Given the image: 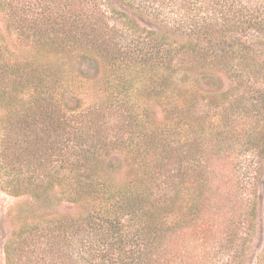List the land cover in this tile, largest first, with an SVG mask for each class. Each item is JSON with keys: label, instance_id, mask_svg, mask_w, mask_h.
Listing matches in <instances>:
<instances>
[{"label": "trees", "instance_id": "1", "mask_svg": "<svg viewBox=\"0 0 264 264\" xmlns=\"http://www.w3.org/2000/svg\"><path fill=\"white\" fill-rule=\"evenodd\" d=\"M119 1L156 29H140L109 0H0V190L30 198L16 208L5 264H229L210 263L208 253L177 262L169 246L182 238L194 256L216 217L255 213L243 176L256 163L224 154L221 120L209 123L197 151L207 161L193 154L190 132L232 89L264 112V0ZM75 56L104 69L109 98L77 113L62 102L61 68ZM220 72L233 88L218 95L211 86ZM252 125L243 134L256 132ZM254 132L262 147L264 127ZM114 153L139 160L135 178L114 177L105 165ZM62 201L79 212L55 210ZM186 202L189 215L180 217L189 218V236L175 229L173 240L171 208ZM23 208L31 215L21 217Z\"/></svg>", "mask_w": 264, "mask_h": 264}, {"label": "rangeland", "instance_id": "2", "mask_svg": "<svg viewBox=\"0 0 264 264\" xmlns=\"http://www.w3.org/2000/svg\"><path fill=\"white\" fill-rule=\"evenodd\" d=\"M112 6L119 10L125 12L131 19H135L137 24L140 25L142 30H154L156 29L157 23L152 21L149 17H142L137 14V11L130 10L125 6L121 5L119 0H109ZM120 2V3H119ZM156 25V26H155ZM0 30L5 32V20L0 14ZM251 67V66H250ZM253 72H249L254 77V72L258 71V67L253 66ZM62 74L66 75L67 78V88L64 96L62 97V102L69 101L72 105V109L75 110V113L83 110L85 106L97 105L98 102L109 100L105 94L101 92V79L105 75L104 69H101L99 65H94L93 62L84 57H71L64 61V65L61 68ZM108 73V71H106ZM251 76V77H252ZM217 85L211 89H214L218 95H221L225 91L233 88L232 83L223 73H217ZM196 86H199L198 83ZM200 86L205 87L200 84ZM208 88V87H206ZM204 88V89H206ZM238 89V88H237ZM237 89H232L234 95L237 93ZM229 96L227 102H219L216 108L209 109L208 118H205L204 124L202 126L196 125L192 136L196 141L191 139V142L194 144V155L202 160H206L208 156L204 155V152H197L204 143H206L207 131L209 123L217 124L219 120L222 122V128L225 129L227 134L224 132V137H221L220 147L222 148L225 155L229 153L234 154L235 158L238 161H241L244 165H250L252 162H255V171H249L244 173L243 180L246 182L245 185L249 189H252L256 197V208L253 216L245 214L238 221H233L231 217L239 214L238 210L228 211L229 217L226 215L216 217L213 221V229L207 232L209 237L207 243L200 244L197 248L193 250L194 256L191 251L186 253L185 248L181 247V239H178L177 242H171L169 246L173 251V255H176L174 258L175 261L179 262V255H188L192 260L194 257H199V253L203 255L204 253L209 254L208 261L210 263L215 258H222L221 260H231L229 264H256L257 258L262 253L264 249V141L262 142V147L256 146L251 135L253 132L250 131L249 134H243L244 131H247L246 128L250 127L251 123L257 125L258 128L255 130L254 135L259 134V131H262L263 127L261 124L264 120V112H258V105L253 103L255 101H250L247 98L239 99L235 96ZM81 107H78L80 106ZM223 109V110H222ZM258 118V123L255 119ZM226 121V122H223ZM193 125L194 123L191 122ZM228 124L227 126H225ZM252 125V126H253ZM254 125V126H255ZM256 127V126H255ZM224 130V131H225ZM250 129H248L249 131ZM243 134V135H241ZM217 136V135H216ZM220 138V136H218ZM255 147V148H254ZM258 147V148H256ZM263 149V150H262ZM259 151V152H257ZM188 155L189 151L186 152ZM255 154V155H254ZM257 155V157H255ZM191 157V156H190ZM193 158H190V161ZM136 157H127L123 154L114 153L110 155L106 161L113 165L116 174L114 177L118 180H127L129 178H135L139 173V164ZM253 170V169H252ZM244 171V170H243ZM246 171V170H245ZM255 176V183L252 182L249 178ZM235 196V194L233 193ZM186 200L188 199L185 198ZM30 201L29 196H20L13 197L5 192L0 190V264H5V254L3 251L4 242L11 236L13 229L16 225L13 224V216L15 215L16 208L19 205H23ZM22 206V207H23ZM190 206L189 202H186V205L182 203H176L171 208L170 222L172 226V231L175 229L178 233L182 235L183 238H188L189 234V218L184 220L182 217L188 214V207ZM25 208V207H24ZM23 208V215L21 217L27 216L26 213L28 210ZM55 210L59 212L75 213L79 212L78 207L75 204L67 203L62 201L59 205L54 206ZM243 212V211H242ZM30 214V213H27ZM31 215V214H30ZM28 215V217H30ZM189 215V214H188ZM182 219V221H181ZM177 220L179 223H182L183 229L180 230L179 226L174 227ZM228 220V222H227ZM211 222V220H210ZM237 223V227H234ZM231 233H234L231 235ZM172 234V233H171ZM177 237L174 232L172 239L174 240ZM239 237V238H238ZM193 242V241H192ZM237 243H240L235 251ZM180 245V248H179ZM192 245H190L191 247ZM227 249V250H226ZM226 250V252H225ZM224 251V257L221 256V252ZM236 252V253H235ZM228 253H232L231 257H227ZM235 253V254H234ZM234 254V255H233ZM236 256V258H235ZM202 256H200L201 258ZM189 260V259H187ZM229 262V261H228Z\"/></svg>", "mask_w": 264, "mask_h": 264}]
</instances>
